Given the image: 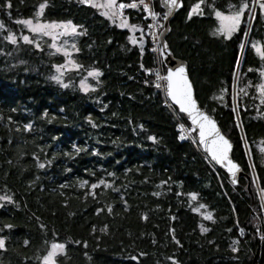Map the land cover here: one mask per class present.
I'll list each match as a JSON object with an SVG mask.
<instances>
[{
  "label": "trees",
  "instance_id": "obj_1",
  "mask_svg": "<svg viewBox=\"0 0 264 264\" xmlns=\"http://www.w3.org/2000/svg\"><path fill=\"white\" fill-rule=\"evenodd\" d=\"M152 1L163 13L160 0ZM252 1L183 0L165 38L250 177L231 186L208 157L179 140L154 85L140 11L124 15L137 26L131 36L78 0H7V8L0 0V196L12 199L0 201V264H41L53 242L65 245L56 264H264V204L256 192L264 191V99L254 89L264 60L252 47L262 42L264 24L258 7L247 31ZM197 2L200 11L189 17ZM242 2L237 30L227 40L214 36L213 13ZM40 3L41 22L77 26L68 40L79 67L58 74L54 65L64 55L17 23L34 20ZM91 70L99 75L82 91Z\"/></svg>",
  "mask_w": 264,
  "mask_h": 264
},
{
  "label": "snow or ice",
  "instance_id": "obj_2",
  "mask_svg": "<svg viewBox=\"0 0 264 264\" xmlns=\"http://www.w3.org/2000/svg\"><path fill=\"white\" fill-rule=\"evenodd\" d=\"M80 3L89 5L94 8L103 9L101 15L106 16L112 23H114L117 27L127 28L129 32L135 31L137 26L135 24L129 25L127 24V17L122 15V10L126 7H136V4H125V3H117V0H103L102 3H96L95 0H79ZM255 3L258 4L260 13L264 16V2H260V0H254ZM140 3L143 4V0H140ZM164 7L167 9L164 11L162 18L167 19L168 15L175 8L179 7L177 0H162ZM6 8L10 7V4L5 0ZM245 3H241L239 10H233L228 15H223L221 12L216 11L215 17L218 22V27L213 32V35H222L225 40L229 39L231 34L236 31L237 27L241 23V13L246 8ZM46 7L45 3H40L35 10L34 17L35 19H25L21 21H17V23H22L29 31L32 33H36L43 36L50 37L53 41L57 39L59 35H70L76 33L77 26H74L71 22H41L40 17L43 9ZM232 8V6H229ZM198 6H193V11L197 10ZM144 12L151 16L153 21L157 18V13L154 11H150L148 4H144ZM189 17L192 15V11L189 12ZM149 29L153 30V38L156 41H159V35L155 34V27L153 24L148 25ZM57 29L60 31L58 32ZM22 39L26 43H31L27 36L22 37ZM7 40L9 43H16V38L9 33L7 36ZM130 43H135V38L129 37ZM55 46V45H53ZM254 50L260 55L261 59L264 60V52L261 51V46L254 42L253 44ZM165 50H167L165 46ZM60 51V49H57ZM63 55L65 57V63H72L69 60L70 53L68 51H63ZM54 67L59 71L63 66L54 65ZM79 67V66H76ZM99 75V72L95 70H91L88 72V76L95 78ZM54 80H58L59 78L54 76L52 77ZM157 80H161L163 82V86L165 89L166 99L171 101L172 104L178 107L181 113H185L188 118L191 120L192 124L199 129V141L200 144L204 147L205 151L211 156L212 160H214L217 164H220L222 167L227 165L229 172H233L237 170V166L233 164L227 158L228 149L230 147L229 142L217 131L215 124L211 121L207 116L203 113L199 112L196 109V102L193 99V85L189 82L188 76L185 74V68L181 64L177 66L175 69H170L166 75L163 77L157 74ZM81 90L86 91L87 85L83 80L80 82ZM63 83H61V87H65ZM156 87H161V84H156ZM257 93L264 98V71L261 72V82L255 85ZM182 129V126H178ZM25 131H28V125H25ZM184 136L181 135L180 139H183ZM149 140H154V137L149 136ZM79 149H77L78 151ZM67 155V153H65ZM38 167L43 168L44 164H38ZM111 175V173H109ZM82 182L81 186H83ZM103 183V181H101ZM235 183V181H233ZM97 185L92 184L91 187L95 188ZM107 186V185H105ZM179 195V193H178ZM192 199H195L194 194H189ZM8 201L12 202L11 197L9 196H0V201ZM201 208L204 205H200ZM197 209H194L196 211ZM205 219H210V214L204 216ZM11 225H5V228H10ZM202 231H206V229H202ZM25 244L28 243L27 240L24 241ZM235 244L236 242L233 241ZM5 244L4 238L0 237V248H3ZM65 249V245L63 243L53 242L49 245L48 250L45 255L41 258V264H56L55 257L57 254H63ZM233 252L236 251L235 248L232 249ZM133 259H135L133 257ZM175 264V262H174Z\"/></svg>",
  "mask_w": 264,
  "mask_h": 264
},
{
  "label": "water",
  "instance_id": "obj_3",
  "mask_svg": "<svg viewBox=\"0 0 264 264\" xmlns=\"http://www.w3.org/2000/svg\"><path fill=\"white\" fill-rule=\"evenodd\" d=\"M182 1L183 0H177V2H178L179 5H181V2ZM160 2H161V7H162L163 11H166L167 9L164 7V5L162 3V0H160ZM252 6H253L252 7V12H253L254 6H255L254 0H253V5ZM179 7L175 8L173 11H171V13L168 15V18L167 19H163L164 21H162L161 30L158 33L159 34V37H160V39H159V45H160V51H161V54H162V64H163L164 69H165L164 70V75H166L170 69H175L177 66H179V65L182 64L184 66V68H185V74L189 78L186 62L184 60L180 59V58L174 57L173 54H171V53L168 52V50H165V38H166V36L168 34V31H169V23L173 19L174 15L176 14V12L179 9ZM249 25H250V21L248 23V27H249ZM189 82L192 84L190 78H189ZM232 93L234 95V89H233ZM193 99L196 102V109L199 112L203 113L205 116H207L211 121H213L214 124H215V127H216L217 131L229 142L230 147L228 149L227 158H228V160H230L233 164H235L237 166V170H234L233 172H229L227 165H225V166L222 167L220 164H217L214 160H212L211 156L205 151L204 147L200 144L199 134H198L199 133V129L192 124L191 120L188 118V116L185 113H181L179 111L178 107L175 106L174 104H172L171 101H170V103L177 110V112L184 117L186 123L192 125L195 128V135H196L195 138H196V142H197L200 150L208 157V159L211 161V163L215 167H217L219 170H221L227 176L230 185L231 186H235L238 183V180L240 178H245L248 181V184H249L250 177H248L242 171L241 167L232 158V148H233L232 147V144L230 143V141L228 140V138L221 131V129H220L217 121L210 114H208L203 107H201L199 105V103H198V101L196 100V97H195L194 87H193ZM233 181H235V183H233Z\"/></svg>",
  "mask_w": 264,
  "mask_h": 264
},
{
  "label": "built area",
  "instance_id": "obj_4",
  "mask_svg": "<svg viewBox=\"0 0 264 264\" xmlns=\"http://www.w3.org/2000/svg\"><path fill=\"white\" fill-rule=\"evenodd\" d=\"M79 1V0H78ZM117 3H125V4H136V7H126L122 10V15L124 16L127 11H140L142 13V18L143 20L146 22V29H145V34L147 35L149 41H150V52L154 55V59H155V70H154V85L156 84H161V87H156L160 93L162 94V96L164 97V105L168 108V110H170V113L172 114L176 125H177V130H178V137L179 140L181 142H186V143H190L193 147H195L198 152L200 153L201 157L203 159H206L207 156L200 150L197 142H196V138H195V128L188 124V123H183V121L181 120L180 116L178 115L177 110L173 108V106L171 105L170 101L166 99V95H165V89L163 86V82L161 80H157V74L161 77L164 76V72L162 70L161 64H162V54L160 51V45H159V41L154 40L153 38V34L151 29H149L148 25L149 24H153L155 27V34L159 35L158 33L161 30V24L163 18V13H159L158 11L155 10V8L153 7V1L152 0H143V4L140 3V0H129V1H119ZM82 4V3H81ZM144 4H148L150 11H154L157 13V18L155 21H153L151 19V16L147 13L144 12ZM82 5H86V4H82ZM178 126H182V129ZM183 135L184 138L180 139V136ZM208 159V158H207Z\"/></svg>",
  "mask_w": 264,
  "mask_h": 264
},
{
  "label": "rangeland",
  "instance_id": "obj_5",
  "mask_svg": "<svg viewBox=\"0 0 264 264\" xmlns=\"http://www.w3.org/2000/svg\"><path fill=\"white\" fill-rule=\"evenodd\" d=\"M261 1V0H260ZM95 2L96 3H102L103 2V0H95ZM201 4H202V2H197L196 4H194V5H196V6H198V8H197V10H194L193 11V7H192V9H191V11L192 12H197V11H200V7H201ZM252 5H253V1H252ZM253 7V6H252ZM259 6H258V4L257 3H255V6H254V10H253V12H252V8H251V11H250V14H249V18H248V21H247V25H246V27H247V31H248V23H249V21H250V23L252 24V21H253V18H254V15H255V13H256V10H257V8H258ZM233 10H239V9H237V8H235L234 6H232V8H227V11L226 12H224V13H222L223 15H228L231 11H233ZM246 10V9H245ZM245 10L243 11V13H241V21H242V19H243V14H244V12H245ZM100 11L102 12L103 11V9H100ZM260 15H261V13H260ZM213 16H214V18H216L215 17V12L213 13ZM261 17V19H262V26H263V24H264V16H260ZM216 20V19H215ZM47 22H49L50 23V21H47ZM53 22V21H52ZM57 23H59V22H57ZM240 25V24H239ZM24 26V25H23ZM250 26V25H249ZM25 27V26H24ZM218 27V22H217V20H216V25H215V27L210 31L212 34H213V32L215 31V29ZM239 27V26H238ZM237 27V28H238ZM26 28V27H25ZM27 29V28H26ZM28 30V29H27ZM237 30V29H236ZM29 31V30H28ZM57 31L59 32L60 30L59 29H57ZM31 32V31H30ZM32 33V32H31ZM234 33V32H233ZM264 33V32H263ZM32 34H34V35H39V34H36V33H32ZM75 34V33H74ZM133 34H134V31H132V32H130V34L129 35H131V36H133ZM71 35H73V34H70V35H67V36H64V35H59L58 37H57V39L55 40V41H53L50 37H48V36H46L47 38H49V40H50V45H51V47L56 51V52H58V53H60V54H62L63 55V51H68L70 54H71V49L72 48H74V50H75V46H74V43H71L68 39H71ZM214 36H222V35H214ZM24 37V36H23ZM28 38H29V36H27ZM223 37V36H222ZM254 42L255 43H257V44H259L260 46H261V51L262 52H264V35H263V40H262V42H260V41H253L252 42V47H253V44H254ZM53 45H55V46H53ZM57 49H60V51H57ZM253 50H254V48H253ZM255 51V50H254ZM255 55H257V57H258V59L259 60H262L261 59V57H260V55H258L257 54V52L255 51ZM69 58H70V56H69ZM69 60H71L72 61V63H70V64H66L65 62H63L62 63V65L61 66H63L59 71H57L58 72V74H59V72L60 71H63V70H73L75 67H76V64H75V61L74 60H72V59H69ZM262 71H264V67L262 68V70L259 72V79H260V82H261V72ZM89 78H91L90 76H88V73L84 76V78L82 79L84 82H85V84L87 85V87H88V84H87V81H88V79ZM81 82V81H80ZM259 82V83H260ZM81 85V84H80ZM255 89V93H256V95L259 97L260 95L257 93V90H256V87L254 88ZM232 91H233V89H232ZM234 96V95H233ZM260 98L261 99H264V98H262L261 96H260ZM258 147H259V149H260V151L262 150V153L264 154V145H262V144H259L258 145ZM256 192H257V194H258V197H259V199H260V201H261V204H264V191H262V192H260L259 191V189L258 188H256Z\"/></svg>",
  "mask_w": 264,
  "mask_h": 264
}]
</instances>
